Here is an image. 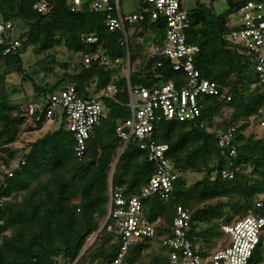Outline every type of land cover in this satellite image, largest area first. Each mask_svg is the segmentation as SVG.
Wrapping results in <instances>:
<instances>
[{"label":"trees","instance_id":"16d2710c","mask_svg":"<svg viewBox=\"0 0 264 264\" xmlns=\"http://www.w3.org/2000/svg\"><path fill=\"white\" fill-rule=\"evenodd\" d=\"M37 1L0 0V14L5 20L29 24L28 30L19 36L18 51L4 55L0 46V155L8 158L2 157V165L11 167L16 156L12 146L22 132L39 130L47 123L43 117L33 125L27 124V101H14L5 89V78L10 74L32 81L39 99L73 85L81 95L90 98L93 94L102 100L108 113L93 130L83 159H78L73 151L75 141L69 118L59 110L52 122L60 121V125L22 149L26 162L15 169L13 177L3 173L0 264H110L122 245L116 234L108 230L110 220L104 225L110 181L113 188H121L126 196L138 195L156 169L134 136L113 167L121 147L117 128L129 116L128 82L123 73L119 74L124 65L105 67L93 63L86 68L82 58L99 52L124 62L127 51L121 43L122 34L106 27L103 12L87 8L83 13H73L70 0H49L50 9L38 12L33 7ZM218 1L223 0H194V6L189 8L192 23L187 41L199 47L195 65L203 78L217 83L219 94L199 97L202 114L196 123H155L153 139L169 145L166 155L178 177L168 200L160 197L144 200L146 217L151 222L161 218L157 237L155 241L144 238L130 246L125 264L168 263L171 250L162 240L171 235L178 206L191 210L188 238L198 254L207 255L224 235L221 226L256 210L255 203L264 194V138L246 134L250 118L254 115L255 121L261 118L264 102L255 70L256 57L243 45L227 38L232 30L227 23L239 5L227 0V9L218 13L214 8ZM130 28L143 29V42L140 37L135 39L128 34L130 86L152 87L169 81L181 85L183 75L174 71L170 62L149 52L146 31L152 30L161 39L164 20L147 19ZM89 35L96 36L97 42H84L83 38ZM61 46L77 54L80 62L72 68L67 63L61 64L65 68L61 76L50 65L57 62L55 57H45L37 64L57 79L38 85L26 72L24 54L30 47L39 55ZM159 60L162 65L157 67ZM110 84L116 87L115 99L102 94ZM233 126L236 128L231 145L236 152L234 157L229 149L218 145L219 132ZM223 171L233 172L234 177H223ZM187 174L201 177L189 182ZM260 213L264 216V208ZM96 233L93 243L87 246L89 238ZM257 262L264 263V234L250 264Z\"/></svg>","mask_w":264,"mask_h":264},{"label":"built area","instance_id":"2783aa9c","mask_svg":"<svg viewBox=\"0 0 264 264\" xmlns=\"http://www.w3.org/2000/svg\"><path fill=\"white\" fill-rule=\"evenodd\" d=\"M143 1L145 5L142 10L124 14L121 11L120 0H70V10L73 13H83L87 8L103 12L106 27L111 32L118 31L122 34L121 43L127 51L124 62L120 58H109L99 52L86 54L82 58L86 68L93 63L105 67L124 65L123 74L128 82L129 101L126 106L129 108V116L117 128L121 147L113 167L130 138L134 136L140 148L148 152V161L156 169V173L138 195L126 196L121 188H113L110 181L108 213L104 225L110 220L108 230L114 232L122 243L120 252L110 264H125L130 246L142 239L156 240L161 218L151 222L145 215L143 202L151 197L168 200L174 190L178 174L172 160L166 155L169 145L159 144L153 139L155 123L158 121L196 123L202 114L199 97L219 94L217 83L203 78L195 65L199 47L187 41V32L192 23L191 13L187 7L190 0ZM232 1L239 5V9L229 18L227 26L232 30L227 38L243 45L255 55V70L264 97V56L261 53L264 46V0ZM33 7L38 12H45L50 9L51 4L49 0H39ZM147 19L150 22L164 20V33L161 39L160 35H156L150 29L145 35H153L157 39V42L149 46L151 56L170 62V67L183 75L184 81L179 86L174 81L157 83L152 87L133 88L129 84L128 26L145 22ZM14 33L15 22L5 20L0 14V46L3 47L4 55L16 52L21 47V41L19 37H14ZM139 39L143 42V37ZM83 40L94 44L97 37L89 35ZM161 65L162 61L156 62L157 67ZM102 94L115 99L117 95L115 85H108ZM43 100V104L37 101L27 104L25 108L27 124L33 125L43 117L50 122L57 111H64L69 118V129L75 141L73 151L78 159H83L93 130L106 117L103 101L81 95L73 85L58 90ZM260 115H263L260 123L264 126V102ZM235 131L236 128L233 126L227 131L219 132L218 135V145L229 149V154L233 157L236 152L231 149V145ZM25 162L26 157L23 153L15 167L7 168L2 165V172L13 177L15 169ZM222 174L225 178L234 177L233 172L223 171ZM111 177L112 174L110 180ZM262 208L264 194L260 195L255 203L257 211L251 210L245 217L221 226L225 236L221 247L207 255H201L194 250L187 235L192 212L189 208L178 206L171 226V235L162 240L163 245L171 250L167 264H250L264 234V216L260 213ZM94 238L90 237L89 243Z\"/></svg>","mask_w":264,"mask_h":264},{"label":"rangeland","instance_id":"374dc122","mask_svg":"<svg viewBox=\"0 0 264 264\" xmlns=\"http://www.w3.org/2000/svg\"><path fill=\"white\" fill-rule=\"evenodd\" d=\"M205 2H209V0H203ZM194 0H190V4L187 5L188 8L193 7ZM145 3L143 0H120V6L121 11L124 14H132L137 13L138 11L142 10ZM214 8L218 13H222L227 9V2L225 1H218L214 4ZM29 28V24L24 21H16L15 22V33L14 37H19L23 33H25ZM129 34L132 37H141L143 36V29L141 28L139 31H134L130 26H128ZM228 37V36H227ZM150 41V45L155 42V37L153 35H149L146 37ZM157 40V39H156ZM261 53L264 56V46L261 49ZM49 55L54 56L56 59V63L50 64L54 69L55 72L58 75H63L65 73V68L61 66V64H69L72 68L76 63L80 62V58L77 54L69 52L64 46L57 47L56 49L49 51L45 54H35L33 52L32 48L30 47L27 52L24 54L23 59L25 63L26 72L28 75L32 77V79L40 86H44L47 83H53L57 78L50 72H47L44 70L42 65L37 64L39 61L45 59V57H48ZM71 71V69H69ZM123 71L120 72V76H122ZM6 82V90L11 95V97L14 99V101L19 102L20 100H25L27 103L32 101H37L41 104L44 102L43 99L37 98V94L33 88V83L30 80L23 81L22 78L17 75L16 73L10 74L6 76L5 78ZM90 98H94V95L91 94ZM129 101V100H128ZM105 113L107 115L108 110L105 109ZM263 117V115H260ZM256 116H252L250 118V126L246 130V134L253 133L258 138H264V126L261 125V119L259 118L257 121L254 120ZM60 121L58 123L53 124L52 121L47 122L43 128L32 131V132H22L19 136L18 141L12 146V149L16 151V156L14 159H12L10 166L15 167L18 162L20 161V156L23 153V148L26 147L28 144L34 142L38 138L42 137L47 131L50 130V128H56L60 125ZM8 159L5 157V155H0V179L2 178L3 172H2V162L3 158ZM189 182L195 181L197 178H200V174H187L186 175ZM103 226V224H102ZM101 226V228H102ZM94 234V236L96 237ZM225 240V236L223 235L221 238H219L216 241V245H214L213 249L211 251H215L219 247L223 245V242ZM94 241V239H93ZM93 241L91 243H93ZM89 243V241H88ZM87 243V244H88ZM89 245V244H88ZM87 247V246H86ZM85 247V248H86Z\"/></svg>","mask_w":264,"mask_h":264},{"label":"water","instance_id":"95a60500","mask_svg":"<svg viewBox=\"0 0 264 264\" xmlns=\"http://www.w3.org/2000/svg\"><path fill=\"white\" fill-rule=\"evenodd\" d=\"M100 229H101V228H100ZM100 229H99V230H100ZM95 235H96V234H95ZM91 237H92V238H94L95 236H94V235H92ZM88 244H90V243H88ZM88 244H87V246H88ZM84 249H85V248H84Z\"/></svg>","mask_w":264,"mask_h":264}]
</instances>
